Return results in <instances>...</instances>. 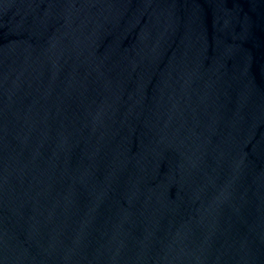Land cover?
Returning <instances> with one entry per match:
<instances>
[{
	"label": "water",
	"instance_id": "obj_1",
	"mask_svg": "<svg viewBox=\"0 0 264 264\" xmlns=\"http://www.w3.org/2000/svg\"><path fill=\"white\" fill-rule=\"evenodd\" d=\"M0 264H264V0H0Z\"/></svg>",
	"mask_w": 264,
	"mask_h": 264
}]
</instances>
